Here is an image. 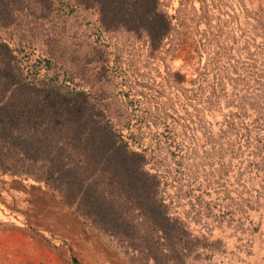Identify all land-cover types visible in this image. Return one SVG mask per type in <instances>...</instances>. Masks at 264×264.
I'll return each mask as SVG.
<instances>
[{"label": "trees", "instance_id": "16d2710c", "mask_svg": "<svg viewBox=\"0 0 264 264\" xmlns=\"http://www.w3.org/2000/svg\"><path fill=\"white\" fill-rule=\"evenodd\" d=\"M227 3H193L199 14L192 45L211 76L207 98L224 118L210 139L197 140L196 151L167 121L165 95L142 109L148 101L124 81L119 47L132 40L160 53L179 26L165 0H0V172L57 192L131 262L219 258V242L191 226L220 224L232 194H254L264 162V54L258 67L235 50L222 18ZM258 10L255 22L263 27ZM105 85L119 92L112 97ZM119 98L129 113L124 125L113 106ZM153 108L162 112L156 118ZM148 121L166 136L165 155L132 133L131 125Z\"/></svg>", "mask_w": 264, "mask_h": 264}, {"label": "rangeland", "instance_id": "374dc122", "mask_svg": "<svg viewBox=\"0 0 264 264\" xmlns=\"http://www.w3.org/2000/svg\"><path fill=\"white\" fill-rule=\"evenodd\" d=\"M227 2L223 5L222 18L225 25L234 31L229 35L231 43L234 41V48L243 60L247 58L249 64L260 67L264 54L261 47L264 44V26H258L255 17L258 9L264 11V0ZM193 3L194 0H165L169 10L178 15L179 26L164 51L150 54L145 46L132 45V40L125 48L119 47L118 51L125 61L122 66L127 69L124 79L127 87L143 94L142 101H148L142 104V109L150 104L153 96L162 98L161 95H165L160 105L168 108L166 113L170 126L181 138L184 137L183 143L188 148L194 147L199 151L197 140L210 139L215 132V123L224 118L223 112L216 110L215 104L207 98L211 97V76L205 65L198 61L192 45L199 14ZM95 65L91 64L92 67ZM90 75L87 74L88 77ZM204 78L205 81L198 84ZM105 89L112 97L119 92L114 85H105ZM178 98L180 103L175 102ZM117 104L121 109L117 119L121 124H127L129 113L124 101L114 102L113 106ZM161 113L155 108L149 111L153 117ZM144 116L149 117L146 112ZM145 123H132V133L145 146L157 148L160 154L165 155L166 136H162L160 129L154 130V123L150 121L146 123H151L149 128H141ZM154 125L160 128L159 124ZM150 131L159 134L152 136ZM157 137H160L158 141ZM209 144L205 151L214 145L211 141ZM190 153L192 156L193 151ZM203 153L201 150L197 157ZM207 155L209 152L203 159ZM260 170L263 179L257 180L254 194L248 189L243 190L240 197L232 194L229 213L220 224L204 221L191 226L195 234H207L210 242H219L224 250L219 258L206 259L203 264H264V162ZM235 191L233 185L231 193ZM205 224L208 226L204 227ZM0 264L146 263L141 258L131 262L113 242L68 207L57 192L44 184L0 172Z\"/></svg>", "mask_w": 264, "mask_h": 264}]
</instances>
